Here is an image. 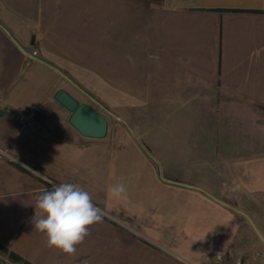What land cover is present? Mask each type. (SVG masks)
Listing matches in <instances>:
<instances>
[{"label": "crops", "instance_id": "0c3cea01", "mask_svg": "<svg viewBox=\"0 0 264 264\" xmlns=\"http://www.w3.org/2000/svg\"><path fill=\"white\" fill-rule=\"evenodd\" d=\"M49 181L104 212L74 255L31 223ZM236 210L264 238V0H0V246L30 264H264Z\"/></svg>", "mask_w": 264, "mask_h": 264}, {"label": "clouds", "instance_id": "9594fccd", "mask_svg": "<svg viewBox=\"0 0 264 264\" xmlns=\"http://www.w3.org/2000/svg\"><path fill=\"white\" fill-rule=\"evenodd\" d=\"M48 183L51 188L36 197L31 223L43 235L48 248L74 255L77 246L90 235V227L102 222L104 212L95 205L91 193L79 184ZM107 195L127 199L128 188L124 183H115L108 187Z\"/></svg>", "mask_w": 264, "mask_h": 264}, {"label": "water", "instance_id": "95a60500", "mask_svg": "<svg viewBox=\"0 0 264 264\" xmlns=\"http://www.w3.org/2000/svg\"><path fill=\"white\" fill-rule=\"evenodd\" d=\"M54 99L71 113L69 117V123L82 136L90 138H103L105 136L107 130V122L105 118L101 116L96 110L91 108L88 104L77 103L62 90H58L55 93ZM237 212L249 221L256 235L262 242H264V238H262V236L259 234L248 216L239 211Z\"/></svg>", "mask_w": 264, "mask_h": 264}, {"label": "rangeland", "instance_id": "374dc122", "mask_svg": "<svg viewBox=\"0 0 264 264\" xmlns=\"http://www.w3.org/2000/svg\"><path fill=\"white\" fill-rule=\"evenodd\" d=\"M219 167H213V172L218 173ZM210 184L218 191L219 189V182L218 181H213ZM0 264H18L13 262L9 257L8 254H5L0 251Z\"/></svg>", "mask_w": 264, "mask_h": 264}, {"label": "trees", "instance_id": "16d2710c", "mask_svg": "<svg viewBox=\"0 0 264 264\" xmlns=\"http://www.w3.org/2000/svg\"><path fill=\"white\" fill-rule=\"evenodd\" d=\"M0 251L5 253V254H8V257L15 263H18V264H30V263L22 260L17 255L13 254L12 252H9L6 248H4L2 246H0Z\"/></svg>", "mask_w": 264, "mask_h": 264}, {"label": "built area", "instance_id": "2783aa9c", "mask_svg": "<svg viewBox=\"0 0 264 264\" xmlns=\"http://www.w3.org/2000/svg\"><path fill=\"white\" fill-rule=\"evenodd\" d=\"M36 55V52L35 51H33L32 53H31V56H35ZM19 120L21 121V122H23L24 123V125L23 126H28V125H30V123L27 121H24V119H23V117L22 116H20L19 117ZM235 264H246V263H244V262H236Z\"/></svg>", "mask_w": 264, "mask_h": 264}]
</instances>
